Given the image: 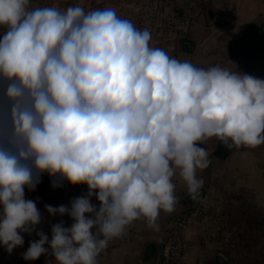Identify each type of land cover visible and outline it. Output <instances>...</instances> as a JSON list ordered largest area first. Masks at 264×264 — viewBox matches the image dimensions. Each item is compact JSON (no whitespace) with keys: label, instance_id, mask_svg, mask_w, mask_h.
I'll use <instances>...</instances> for the list:
<instances>
[{"label":"clouds","instance_id":"1","mask_svg":"<svg viewBox=\"0 0 264 264\" xmlns=\"http://www.w3.org/2000/svg\"><path fill=\"white\" fill-rule=\"evenodd\" d=\"M0 27V245L9 254L42 221L25 199L42 174L53 188L58 177L87 192L45 205L73 223L53 224L50 240L36 231L23 258L97 264L134 221L159 231L161 211L177 204V171L198 198L209 138L264 144V79L171 57L113 8L0 0Z\"/></svg>","mask_w":264,"mask_h":264},{"label":"crops","instance_id":"2","mask_svg":"<svg viewBox=\"0 0 264 264\" xmlns=\"http://www.w3.org/2000/svg\"><path fill=\"white\" fill-rule=\"evenodd\" d=\"M226 1V8L213 9L211 19L204 23L202 35L193 31L200 25L197 21L191 22L190 36L186 38L175 37L174 33L166 35L163 19L154 21L157 27H152L146 19L135 22L133 18L131 22L140 30L150 31V46L163 49L180 61L202 68L219 65L232 72L264 79V0ZM123 4L113 1L106 3L105 8L115 9L120 16ZM75 5L90 11L88 0H30L31 8L51 6L65 10ZM163 6L164 2L158 0L157 8L162 10ZM4 31L0 27V35ZM200 146L207 150L210 163L197 172L198 178L204 181L198 198H191L177 171L172 178L177 204L171 213L161 211L157 220L159 231L148 228L143 219L134 221L129 226L135 228L136 235L123 245L102 252L97 264H160L161 243L167 228L171 220L184 212L195 215L186 231L193 244L186 256L188 264L262 263L255 260L258 257L255 254L264 253V144L256 148H229L212 137ZM52 182L53 178L45 173L34 191L25 188V199L34 200L42 216L33 231V241L39 239L36 231H43L50 240L53 224L63 220L68 227L73 223L68 215H50L46 204L68 205L71 198L87 192V185H72L57 177L56 182L62 186L53 188ZM91 202L99 207L95 197ZM27 249L14 248L9 254L0 245V264H56L52 255L25 260L23 253Z\"/></svg>","mask_w":264,"mask_h":264},{"label":"rangeland","instance_id":"3","mask_svg":"<svg viewBox=\"0 0 264 264\" xmlns=\"http://www.w3.org/2000/svg\"><path fill=\"white\" fill-rule=\"evenodd\" d=\"M113 1L125 3L122 5L124 9L120 10L121 18L124 17L130 21H133L132 19L134 18L135 22L146 19V21L148 20L152 23V27L156 26L154 21L163 19L162 25L165 26L166 35L174 33L175 37L183 38L190 36V25L193 21H197L200 24L197 29L193 30L194 33L202 35L205 31L204 23L211 19L213 9L226 8L228 6L226 0H159V2H164L161 10V8H157L158 0H88V7L93 10V7L98 5L104 9L106 3H113ZM255 255L258 256L255 260L264 264V253Z\"/></svg>","mask_w":264,"mask_h":264},{"label":"built area","instance_id":"4","mask_svg":"<svg viewBox=\"0 0 264 264\" xmlns=\"http://www.w3.org/2000/svg\"><path fill=\"white\" fill-rule=\"evenodd\" d=\"M102 9L101 6L95 5L93 10ZM194 213L184 212L176 216L171 220L169 227L167 228L165 237L161 243L160 251V264H188L186 256L188 251L193 247V244L186 236V231L194 222ZM24 238V244L16 248H28L30 242L34 240L33 232L20 233ZM136 235V230L133 226H127V229L119 238H114L109 242L108 247L103 252L111 251L124 243H126L130 237Z\"/></svg>","mask_w":264,"mask_h":264}]
</instances>
